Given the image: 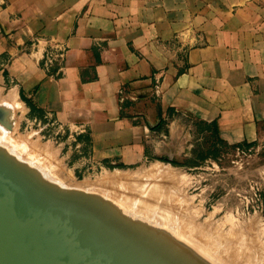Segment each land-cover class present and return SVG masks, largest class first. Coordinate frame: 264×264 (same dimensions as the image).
<instances>
[{"label": "crops", "instance_id": "obj_1", "mask_svg": "<svg viewBox=\"0 0 264 264\" xmlns=\"http://www.w3.org/2000/svg\"><path fill=\"white\" fill-rule=\"evenodd\" d=\"M0 87L93 158L184 130L249 152L264 187V0H0Z\"/></svg>", "mask_w": 264, "mask_h": 264}, {"label": "rangeland", "instance_id": "obj_2", "mask_svg": "<svg viewBox=\"0 0 264 264\" xmlns=\"http://www.w3.org/2000/svg\"><path fill=\"white\" fill-rule=\"evenodd\" d=\"M0 108L5 161L42 178L46 190L86 205L113 229L117 222L133 226L145 239L124 236L162 264L174 263L150 242L186 264H264V187L246 150L180 130L161 141V153L115 163L88 155L77 132L45 122L9 87H0Z\"/></svg>", "mask_w": 264, "mask_h": 264}, {"label": "water", "instance_id": "obj_3", "mask_svg": "<svg viewBox=\"0 0 264 264\" xmlns=\"http://www.w3.org/2000/svg\"><path fill=\"white\" fill-rule=\"evenodd\" d=\"M4 115L0 108L1 124L7 123ZM3 171L0 167V264L163 263L74 198L38 189L47 198L42 207Z\"/></svg>", "mask_w": 264, "mask_h": 264}, {"label": "bare ground", "instance_id": "obj_4", "mask_svg": "<svg viewBox=\"0 0 264 264\" xmlns=\"http://www.w3.org/2000/svg\"><path fill=\"white\" fill-rule=\"evenodd\" d=\"M11 99V98H10ZM16 105V104H15ZM13 106V105H12ZM1 154V153H0ZM3 154V153H2ZM8 157V156H7ZM11 157V156H10ZM9 157V158H10ZM0 158L3 160V161H1V164H0V167L2 168V170H4L3 171V177L4 178H6V180L8 181H13V182H15L18 186H19V188L20 189H22L25 193H26V191H25V189H24V187L27 189V195H29L30 197H32L34 200H36L42 207L44 206V205H46L47 203H46V200H47V198H45V197H43L40 193H42V192H40L38 189H41V190H43V191H46V192H48V193H52V192H50L48 189L46 190L45 188H43V182H41L43 179L41 178V181H40V179L39 178H37V176H35V174H32L33 172H31V174L32 175H30V174H28L27 172H28V170L27 171H25V172H23V171H21V170H19V169H16L15 168V166H13V165H11L10 163H8L7 161H5L1 156H0ZM14 160H15V158H14ZM13 161V160H12ZM14 162V161H13ZM15 162H17V161H15ZM17 164V163H16ZM22 168V167H21ZM25 169V168H24ZM27 169H29L28 167H27ZM23 170V169H22ZM30 172V171H29ZM44 178V177H43ZM8 181V182H9ZM3 183V182H2ZM6 184V183H5ZM39 184H43L42 186H39ZM48 184V183H47ZM46 184V185H47ZM3 185H4V183H3ZM5 186V185H4ZM44 187H49V186H45L44 185ZM5 189H6V187H5ZM52 194H55V195H59V194H57V193H52ZM77 198V197H76ZM66 199V198H65ZM68 200V199H67ZM95 204V203H94ZM93 205V204H92ZM96 205V204H95ZM94 206V205H93ZM99 209V211H100V213H102L104 216H105V218H107L108 220H110V222L112 221H115V222H117L116 221V219H114L113 218V216H111L106 210V208H98ZM106 209V210H105ZM117 226H118V228H119V230H122L123 232H125V233H127V234H129V235H132V236H135V238L136 237H138V238H141L142 237V235L143 236H146L145 234H143V233H141L140 231H138V230H136L133 226H131L132 228H129V227H127L125 224L123 225L121 222H117V224H116ZM130 237V236H129ZM135 238H133V239H135ZM142 239H145V238H143L142 237ZM146 240H149V242L150 241H152L150 238L149 239H146ZM137 241V240H136ZM138 242H141V241H139L138 240ZM143 243H145V242H143ZM136 244V243H135ZM150 245H152L153 246V248L152 249H156L157 251H158V253H160L161 255H165L164 256V259L165 258H167L168 260H170L172 263H174V264H186V263H184V261L183 260H180L179 258H175L174 256H171V255H169L168 254V252H166L165 250H162L161 248H159V244H157L155 241H153V242H150L149 243ZM142 247V246H141ZM147 247V246H146ZM155 255H157L158 256V254L156 253ZM185 256H187L186 254H185ZM162 258V257H161ZM166 260V259H165ZM42 261H43V257H42ZM163 262V261H162ZM167 262H169V261H167ZM47 263V262H46ZM41 264V263H40ZM43 264H44V262H43Z\"/></svg>", "mask_w": 264, "mask_h": 264}]
</instances>
